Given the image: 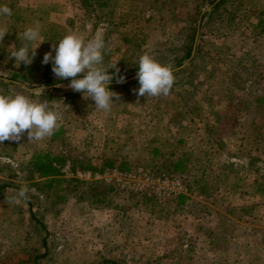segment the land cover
I'll return each instance as SVG.
<instances>
[{"label": "rangeland", "instance_id": "1", "mask_svg": "<svg viewBox=\"0 0 264 264\" xmlns=\"http://www.w3.org/2000/svg\"><path fill=\"white\" fill-rule=\"evenodd\" d=\"M105 1L106 15L86 13L79 0H0L12 9L0 18L8 31L0 41V90L55 100L63 114L51 137L29 141L25 132L0 144V184L26 186L49 232L39 257L40 223L24 199H14L18 190L0 188V264H35L34 257L39 264H264V170L253 172L240 156L251 147L264 161V0H227L213 15L216 0L205 5L198 15L205 14L203 54L174 70L169 95L140 97L139 82L118 86L110 112L83 94L64 103L71 78L46 94L44 55L55 56L53 44L72 31L99 32L110 46L105 65H138L148 52L177 68L195 0ZM36 23L42 43L23 79L16 72L25 66L10 56L22 44L18 34ZM47 151L64 156L52 163L57 173L27 170ZM163 176L183 189L157 182Z\"/></svg>", "mask_w": 264, "mask_h": 264}, {"label": "clouds", "instance_id": "2", "mask_svg": "<svg viewBox=\"0 0 264 264\" xmlns=\"http://www.w3.org/2000/svg\"><path fill=\"white\" fill-rule=\"evenodd\" d=\"M11 15L12 9L7 4H0V18ZM7 34L6 26L0 23V41H3ZM18 39L22 44L12 51L10 58L14 57L18 65H31L42 43H37L41 41V26L36 23L26 27L22 34H18ZM53 50L55 56L51 51L46 53L42 63L47 65L51 61L56 77L60 80L71 78L69 88L82 93L85 99L93 100L97 110L110 112L113 104L120 99L119 94L109 87L119 69L118 63H104L110 46L103 35L97 32L88 38L81 32L72 31L63 36L58 45L53 44ZM113 68L114 75L110 72ZM78 75L81 78H77ZM137 77L140 84L137 94L140 97L167 96L175 83L174 69L170 65L160 63L148 52L139 57ZM117 82L124 83L125 77H119ZM62 118L61 107L55 100L40 102L22 93L5 94L0 90V144L6 140L19 141L25 132L29 141H42L54 134ZM28 192L29 189L22 185L14 199H27ZM11 202L13 201H9Z\"/></svg>", "mask_w": 264, "mask_h": 264}, {"label": "trees", "instance_id": "3", "mask_svg": "<svg viewBox=\"0 0 264 264\" xmlns=\"http://www.w3.org/2000/svg\"><path fill=\"white\" fill-rule=\"evenodd\" d=\"M81 6L84 8L85 12L87 13L89 10L92 11H98V12H102V15H106V13L103 12V10L106 9V1L105 0H79ZM227 0H219L217 1L211 8L210 10V14H216L217 12H219V9L221 8V6H223V4L226 2ZM213 2V0H195V5L192 8L194 11V15H193V20L191 21L190 25L187 27L186 29V33H185V40L182 43V49H183V54L181 55V61L182 60H186L188 59V57L190 56L191 50H192V45L194 42V37H195V33H196V29H197V18L198 15L200 14L201 9L207 5V4H211ZM205 14L201 15V21L203 22ZM110 22V21H109ZM200 36H202V30H200L199 32ZM203 54V45L200 42H197L196 44V48H195V53L193 55V57L190 59L189 65L193 64L195 62V60L197 58H201ZM25 67V69L23 71H17L16 74L21 76L23 79L27 78V70H29L30 68H32L30 65H25L23 64ZM186 71V67L184 69H181L180 72H184ZM111 74L114 75V68L110 69ZM138 72V65H133L131 67H122L119 69V73L118 74H129V73H135ZM116 74V75H118ZM41 79H42V83L44 85L47 86V90L44 91L46 94H49L48 92L50 90H52V86H54L55 84H57L58 82H60L61 80L59 78L55 79V75L52 71V62L50 61L47 65L43 64L42 67V73H41ZM1 80V77H0ZM118 80V79H117ZM117 80H112L109 83V87L110 89H115L118 86L121 87H126L129 84H135L138 83L139 81H133V82H129V83H124L123 85H118L119 83H116ZM82 93L80 92H76L74 90L71 91H62L61 95V99L63 100L64 103H69L75 99H79V96ZM247 147V145L245 146V148ZM248 148V147H247ZM251 148V147H250ZM250 148L247 150V152H245V154H240V156H244V158H247V162L246 165L248 164V166L250 167V170H252L253 172H258V170L262 167L264 170V161H262L259 157L254 156V154L252 153V150H250ZM245 150V149H244ZM254 150V149H253ZM246 151V150H245ZM241 152V151H240ZM33 156V155H32ZM64 156H57V157H53L52 154L49 153V151L45 152V153H41L40 155L34 156L33 158H31L28 163H29V167L27 168V170H33V171H37L38 176L39 177H44V178H48L47 176L50 174H54L57 173L59 170L58 168L53 167L52 163L54 160H59L62 159L63 160ZM61 160V161H62ZM60 161V160H59ZM244 165V164H243ZM81 166V165H80ZM225 167V166H223ZM80 168H84V167H80ZM31 174L33 172H30ZM264 175V171L263 174ZM34 178H32L31 176H27L26 177V181L29 180H33ZM32 182V181H31ZM33 183V182H32ZM35 183H40V181H35ZM12 187L16 190L19 191L20 186L16 185L15 183L12 182H8L6 184H0V188H5V187ZM24 201L27 203L28 205V210H29V215L32 218V220H34L37 223H40L41 228L44 231V235L41 239V244L42 247H44V251L43 253L39 256V257H43L44 254L47 253V236L49 234V232L47 231V229L45 228L44 224H42L40 221V219L37 217L36 213L33 210V202L31 200V195L30 193H28V198L24 199ZM46 256V255H45ZM39 257H34V263L35 264H39L38 262V258ZM99 264H105V262H100ZM110 264H118L117 262H113L111 261Z\"/></svg>", "mask_w": 264, "mask_h": 264}, {"label": "built area", "instance_id": "4", "mask_svg": "<svg viewBox=\"0 0 264 264\" xmlns=\"http://www.w3.org/2000/svg\"><path fill=\"white\" fill-rule=\"evenodd\" d=\"M113 174H114L115 176H117V177L121 175V173H119V172L116 171V170L113 171ZM135 176H136V173H129V174H128V177H129L130 179H131V178L134 179ZM117 179L119 180L120 178H117ZM156 180H157V182H161L163 185H166V187H168V188H169V187L172 188L173 191H175L176 193L180 192V191L183 189L180 180L177 179V178H172V177H170V176H163V177H159V178L156 179ZM139 188H142V186H140Z\"/></svg>", "mask_w": 264, "mask_h": 264}, {"label": "water", "instance_id": "5", "mask_svg": "<svg viewBox=\"0 0 264 264\" xmlns=\"http://www.w3.org/2000/svg\"><path fill=\"white\" fill-rule=\"evenodd\" d=\"M217 1H219V0H216L215 2H217ZM211 6L212 5H210L207 9H210ZM200 21H201V15L199 16V18L197 20V25H196L197 26V29H196V33H195L194 42H193V45H192V50H191L190 56L179 67L174 68V70L180 69V68L184 67L189 62V60L193 57V55L195 53L196 44L198 42V37H199ZM136 79H138L137 74L132 75V76L126 78L124 83H126L128 81L136 80ZM116 83H118V82H116Z\"/></svg>", "mask_w": 264, "mask_h": 264}]
</instances>
